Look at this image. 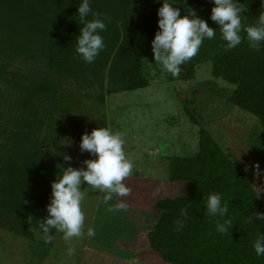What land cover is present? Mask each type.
<instances>
[{"label":"rangeland","instance_id":"1","mask_svg":"<svg viewBox=\"0 0 264 264\" xmlns=\"http://www.w3.org/2000/svg\"><path fill=\"white\" fill-rule=\"evenodd\" d=\"M113 2L97 0L93 11L109 18ZM163 2L176 8L181 5V0H148L138 2L133 9L154 14ZM8 16L9 5L3 2L1 7L0 0V65L6 64L5 73L0 68V121L20 117L25 131L34 133L46 162L63 168L68 167L64 155H70L71 165L77 168L93 158L81 153V136L96 127L109 126L123 134L126 156L134 166L124 181L130 189L126 197L114 195L105 203L103 193L82 186L86 188L81 205L85 233L94 228L96 236L74 238L76 251L71 256L62 234L53 232L51 246L45 242L42 219L36 223L32 215L25 218L29 238L18 229L20 221L12 218V211L0 213V264H166L161 255L140 247L146 242L145 232L163 214L159 202L166 196H188L187 183L169 181L171 160L198 155L203 129L236 164L252 187L253 199L264 207V126L258 117L228 101L236 87L215 78L211 62L199 65L196 78L187 80L180 74L173 77L154 59L145 58L140 65L148 87L120 92L122 81L110 80L109 70L102 76L104 80L92 74L85 78L52 76L40 64L26 61L22 52L16 56L6 50L3 54L8 29L1 26L7 27L4 22ZM47 81L59 88L56 96L43 91L32 100L29 87ZM24 98L28 102L25 108ZM0 135V143L5 145L1 128ZM7 148L0 151L5 169L11 154V146ZM5 169L0 179L6 178ZM121 202L126 211L113 212V206Z\"/></svg>","mask_w":264,"mask_h":264},{"label":"trees","instance_id":"2","mask_svg":"<svg viewBox=\"0 0 264 264\" xmlns=\"http://www.w3.org/2000/svg\"><path fill=\"white\" fill-rule=\"evenodd\" d=\"M96 1L91 0L92 10ZM140 1L148 0H114L109 4L113 13L105 20L107 29L101 33L106 46L89 65L75 51L83 26L78 16L82 0H1V7L3 2L9 5V16L4 22L7 27L1 26L8 29L7 47L2 48V53L8 50L7 53L17 56L22 52L26 61L40 64L52 76L85 78L92 74L104 80L102 76L109 70L110 80L122 81L120 92L146 88L148 83L140 64L145 58L154 59L151 41L159 30L158 10L154 14L137 13L133 6ZM239 2L247 9L241 17L243 27L256 25L264 11L261 0ZM213 7L210 0H181V16L193 11L191 18L196 14L205 20L216 30V36L203 42L198 54L181 66L180 75L194 80L196 68L211 62L213 76L236 87L228 101L258 117L264 126V44L259 52H254L245 39L237 48L226 50L218 25L210 19ZM88 19L93 17L90 15ZM241 35L246 36L244 32ZM0 68L5 73L6 64ZM29 90L28 95L34 100L35 94L43 91L56 96L59 88L47 81L32 84ZM27 103L24 98L23 108ZM21 125L17 116L9 122L0 121L7 142L0 143V147L5 146L8 151L7 146H11L10 157L6 158L8 169L0 163V173L5 169L6 175L0 179V213L12 211V218L20 221L18 229L30 238L24 220L32 215L37 223L47 215L51 183L62 174V169L46 162L34 133L26 132ZM169 181L187 183L188 196H166L159 202L163 214L145 232L146 242L142 247L138 245L140 248L161 255L166 264H264V256H256L253 249L258 231L264 235V226H258L260 221H249L255 212H264V207L253 199L249 181L205 129L200 133L198 155L171 160ZM211 193H219L229 202L226 219L233 222L229 234L218 233L217 218L204 212V201ZM180 218L184 219L185 227L176 231L174 221Z\"/></svg>","mask_w":264,"mask_h":264},{"label":"clouds","instance_id":"3","mask_svg":"<svg viewBox=\"0 0 264 264\" xmlns=\"http://www.w3.org/2000/svg\"><path fill=\"white\" fill-rule=\"evenodd\" d=\"M159 2V0H156ZM214 5L210 19L220 29L221 38L226 42V50L235 49L247 40L248 46L254 52L260 51L264 44V11L259 15L256 25L243 27L241 17L247 11L239 0H210ZM264 5V0H261ZM78 16L83 25L76 40V53L86 64H93L105 48L102 32L106 31L107 17H101L99 12L91 8V0H82L78 6ZM93 19L89 20L88 17ZM158 31L151 41V50L156 64L166 73L178 77L181 66L195 57L203 42L214 39L216 30L196 16H181L179 8L173 4L163 2L158 9ZM244 32L246 36H242ZM126 140L122 133L109 126L96 127L81 136L79 148L81 153L87 152L90 159H86L83 167H73L72 157L64 155L63 159L68 167L62 169V174L51 183L50 202L46 206L47 215L41 220L42 238L51 244L54 240L53 230L62 234L68 245V255L75 253L74 238L82 239L86 235L89 239L96 236L94 228H88L85 233V214L82 202L85 199L86 188L104 194V202L126 197L130 189L124 181L133 173V162L125 153ZM86 188H82L83 185ZM113 212L126 211L124 203H118L111 209ZM204 212L216 219V230L220 234H229L233 226L229 214V202L221 194L211 193L204 201ZM249 221H260L259 227L264 226V212H255ZM175 230L181 231L185 227L184 219L174 221ZM256 256H264V235L258 231L253 244Z\"/></svg>","mask_w":264,"mask_h":264}]
</instances>
